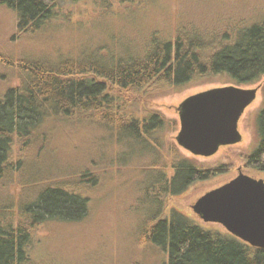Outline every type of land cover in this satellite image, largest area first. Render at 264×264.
I'll use <instances>...</instances> for the list:
<instances>
[{"label": "rangeland", "instance_id": "374dc122", "mask_svg": "<svg viewBox=\"0 0 264 264\" xmlns=\"http://www.w3.org/2000/svg\"><path fill=\"white\" fill-rule=\"evenodd\" d=\"M263 17L264 0H64L59 15L36 31L23 33L17 27L16 13L0 0V95L20 83L23 58L55 61L89 53L95 57L96 49L102 47L125 58L142 53L151 38L174 39L180 30L198 33L217 44L224 41L225 34H234L238 25ZM105 58L103 54L100 62ZM230 84L239 85L220 73L177 85H151L135 94L122 91L139 115L157 111L166 119L164 131L157 134L163 146L152 138L135 141L98 123L61 117L39 124L32 141L15 140L11 151L15 165L0 179L4 218L17 222L20 206L48 184L68 181L89 197L84 218L49 219L32 228L25 264H164L166 252L147 238L144 228L168 217L173 209L205 228L226 230L219 223L203 221L192 205L208 190L235 177L241 166L254 177H264V170L246 162L260 140L258 113L264 105V76L240 85L261 84L239 121L240 142L202 156L180 146L176 136L180 130L177 107L187 96ZM174 146L199 167L219 170L181 193L166 194L156 177L163 167L160 161L169 162ZM166 167L170 175L172 169ZM85 170L91 174V182L77 181Z\"/></svg>", "mask_w": 264, "mask_h": 264}, {"label": "trees", "instance_id": "16d2710c", "mask_svg": "<svg viewBox=\"0 0 264 264\" xmlns=\"http://www.w3.org/2000/svg\"><path fill=\"white\" fill-rule=\"evenodd\" d=\"M63 1L1 0L16 13L17 27L23 33L36 31L59 15ZM233 31L234 34H225L224 41L214 44L198 33L180 30L174 39L151 38L145 52L125 58L104 47L96 49L95 57L89 53L86 57L55 61L23 58L19 62L20 83L0 95V179L8 176L15 165L11 160L14 141H32L39 124L50 117L98 123L129 139L152 138L163 146L157 134L164 131L166 119L157 111L139 115L122 91L135 94L147 91L151 85H177L220 73L239 85L259 81L264 76V17L238 25ZM103 54L104 63L100 62ZM258 129L260 142L246 161L264 170V107L258 114ZM173 149L168 163L160 161L163 167L159 165L156 177L168 195L181 193L219 170L199 167L178 147ZM166 166L172 169L170 175ZM90 178L85 170L77 181L91 182ZM67 182L42 186L36 197L20 206L17 222L4 218L0 211V264H25L30 255L27 248L32 228L38 224L86 216L89 197ZM157 203L160 207V201ZM144 233L166 252L164 264H264V248L227 230L205 228L177 209L147 224Z\"/></svg>", "mask_w": 264, "mask_h": 264}, {"label": "water", "instance_id": "95a60500", "mask_svg": "<svg viewBox=\"0 0 264 264\" xmlns=\"http://www.w3.org/2000/svg\"><path fill=\"white\" fill-rule=\"evenodd\" d=\"M258 89L230 84L187 96L177 107L178 144L194 155L210 156L222 145L240 142L239 120ZM239 170L197 198L192 208L205 222L220 223L245 242L264 248V179Z\"/></svg>", "mask_w": 264, "mask_h": 264}, {"label": "flooded vegetation", "instance_id": "af4514ba", "mask_svg": "<svg viewBox=\"0 0 264 264\" xmlns=\"http://www.w3.org/2000/svg\"><path fill=\"white\" fill-rule=\"evenodd\" d=\"M257 87L260 88V87H261V84H259ZM258 90H259V89H258ZM262 107H264V105H263ZM262 107H261V108H262ZM246 108H247V107H246ZM261 108H260V109H261ZM259 111H260V110H259ZM258 114H259V113H258ZM242 115H243V114H242ZM241 117H242V116H241ZM240 119H241V118H240ZM239 121H240V120H239ZM259 142H260V140H259ZM259 142H258V144H259ZM257 146H258V145H257ZM257 146H256V147H257ZM256 147H255V148H256ZM255 148H254L249 154H251V153L255 150ZM246 162H247V161H246ZM247 165H248V164H247ZM248 166H251V165H248ZM240 168H241V170H242L244 173H247V172H245V171L243 170L242 166L238 168V173H239V171H240V170H239ZM260 171H262V170H260ZM247 174H249V173H247ZM237 175H238V174H237ZM237 175H236V176H237ZM249 175H250V174H249ZM251 176H252V175H251ZM256 178H257V177H256ZM260 178L264 179V177H260ZM197 215H198V214H197ZM198 216H199V215H198ZM199 217H200V216H199ZM200 218H201V217H200ZM202 220H203V219H202ZM203 221H204V220H203ZM219 224H220V223H219ZM221 225H222V224H221ZM222 226H223V225H222ZM225 229H226V228H225ZM226 230H227V229H226ZM227 231H228V230H227ZM228 232H229V231H228ZM234 236H235V235H234Z\"/></svg>", "mask_w": 264, "mask_h": 264}]
</instances>
